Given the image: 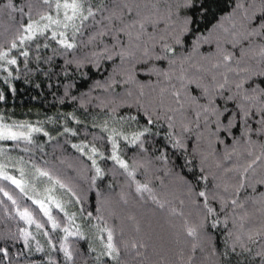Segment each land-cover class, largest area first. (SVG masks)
<instances>
[{
    "label": "snow or ice",
    "instance_id": "6c2138e0",
    "mask_svg": "<svg viewBox=\"0 0 264 264\" xmlns=\"http://www.w3.org/2000/svg\"><path fill=\"white\" fill-rule=\"evenodd\" d=\"M0 2L13 22L11 28L5 29L0 43V72L6 74L5 84L13 78L12 66L18 65L20 58L24 67H28L33 44L35 61L40 62L41 37L45 49L54 42L58 46L54 54L64 56L65 65H74L77 70L86 65L99 68L101 61L110 62L109 75L89 86V92L103 89L106 94L96 98L99 101L96 107L105 112L101 122L95 117L91 121L92 129H99L100 133L93 134V141H106L111 147L107 159L122 170L130 186L135 185V193L141 199L147 193L149 199L163 208L164 203L157 199L149 182H141L136 177L141 169L146 174L153 160L167 162L166 152L145 158L149 153L146 141L150 136L159 135L160 128L166 125V139L173 149L188 153L189 146H193V151L188 153L191 159H186L185 163L195 175L196 183L181 177L192 203L202 214L194 225L185 221L186 236L197 241L192 243L193 250L200 243H210L211 230L223 224V250L215 246L212 249V254L219 257L217 264H264V169L258 174L254 167L257 161L264 165V0ZM203 44L215 47L203 53L200 51ZM84 49L88 51L77 54ZM72 87V84L66 86L65 95ZM5 99L0 92V101ZM80 99L81 107L92 103L88 93H81ZM129 100L132 103H128ZM133 105L136 115L117 114L118 109L125 108L131 113ZM71 118L76 124H83L75 116ZM6 119L0 114V156L7 157L21 143L25 144L21 150L28 152L27 146L35 143L34 133H42L49 140L53 138L48 131L27 121L6 123ZM141 119L144 120L142 126ZM133 123L137 129L129 131ZM84 128L87 135L88 125L84 124ZM153 128H157L156 133ZM61 135L76 136L78 130L64 127ZM121 141L133 153L131 162L120 154ZM201 145L206 147L201 148ZM257 146L259 154L254 151ZM38 147L43 151L42 146ZM71 147L91 162L89 170L94 174L88 177L87 190L77 192L50 170L35 164L33 167L40 177L65 189L70 195L68 203L80 204L83 213L88 192L103 178L96 156L104 154L83 142L73 143ZM245 153L251 159L241 164L239 161ZM20 161L23 162V157ZM229 161L235 162L227 166L225 162ZM44 163L47 165L48 161ZM23 174L21 169V176ZM0 177L26 194L23 180L7 174L4 165H0ZM201 182L203 187H200ZM0 191L16 204L8 192L2 188ZM47 199L48 204L42 199L32 203L38 205L52 229L60 228L49 207L53 203L71 225L75 213L69 215L63 204L55 202L51 196ZM95 211L96 218L103 219L99 216V199ZM17 214L28 225L35 222L27 208L17 209ZM87 217L92 219V212H88ZM36 227L44 225L37 223ZM62 231L59 250L65 262L72 264L74 256L67 241L69 237H82V234L79 229L70 230V226ZM19 232L28 248L30 233L24 228ZM99 240L101 248L95 256L96 264H120L122 248L144 247L138 241L117 242L114 229L108 227L100 229ZM36 250L42 251L39 246ZM88 251L96 252V249L89 244ZM8 258L9 248L0 247V259Z\"/></svg>",
    "mask_w": 264,
    "mask_h": 264
},
{
    "label": "trees",
    "instance_id": "16d2710c",
    "mask_svg": "<svg viewBox=\"0 0 264 264\" xmlns=\"http://www.w3.org/2000/svg\"><path fill=\"white\" fill-rule=\"evenodd\" d=\"M24 2H27V0H17L18 4ZM3 12L4 16L2 18L1 14ZM12 24L13 22L8 16L6 15L5 17L3 3L0 2V43L3 41L5 29L11 28ZM39 40V55L41 59L38 64L35 61L36 49L33 44L31 46V62L28 64L27 68L24 67L23 58H20L18 65L12 66L13 78H11L7 84L4 82V76L6 74L0 72V92H3L6 97L5 101H0V114L7 117L5 120L6 123L27 121L33 126L41 127L45 131H48L53 138L49 140L48 137H44L42 133H34L33 139L35 143L27 146L29 151L23 152L21 149L25 147V144L21 143L19 148L11 150L8 153L6 160L10 162L7 163H9L10 166H14L16 163L28 165L30 167L29 169L34 168L33 164L39 168H46L65 184L70 185L77 192H80L88 189V177L94 174V172L89 170L91 162L86 161L85 158L80 156L79 152L71 147L73 143L81 144L83 142L88 148L95 146L98 148L99 152L104 154L103 156H96L97 166L103 170L104 175L102 179L97 180L96 185L88 192V198L83 204L85 209L83 213L80 212L81 205L69 204L70 195L65 189H61L58 186L59 184H55V187L58 186L61 189L58 193H53L57 197V200L65 206L69 215L75 213L74 220L71 225H69L64 214L55 208L54 203L50 205L54 218L60 224V228L56 230L52 229L51 223L47 221V217L39 210L38 205L32 203L33 198L28 193V190L25 189L26 194L21 193L10 181H5L0 177V188L8 192L13 200L16 201L14 205L12 201L8 200L7 196L4 195V192L0 191V247L9 248V258L7 260L0 259V264H67L64 260L63 253L59 250L64 236L62 229L66 226H70V230L72 231L79 229V232L82 234V237L77 236L68 238L67 245L72 250L74 256L72 264H96L95 256L101 248V242L99 240L101 228L108 227L114 229L117 242L123 241L127 236L131 240H134L130 234L129 225L124 223L127 221L126 210H131L134 213L142 215V211L156 209V212L167 214L171 219V215H175V212L178 213L181 209V212L184 213V217H187V215L190 216V224L194 225L198 223L202 218V214L198 212L196 206L191 202L190 203L194 207L193 210L196 211V213L192 212L193 210L190 211V213L186 211L184 208L186 200L184 199L182 205L180 200L174 207H167L164 204L163 208L149 199L147 193H145L144 198L141 199L135 193V185L130 186V182L127 177L122 174V170H120L113 161L107 159V156L111 153L110 145L107 144L106 141L104 143L99 140L93 141V134L99 135L100 133L99 129H92L91 121L95 117L98 123L101 122L104 119L103 113L105 112V109L96 107V104L99 103L96 98L103 97L105 93L103 89H94L89 92V86L93 85L95 81H103L105 77L109 75L112 71L110 62L101 61L99 68L86 65L77 70L74 65H65L64 56L54 54L53 50L58 47L54 42L50 43L48 49H45L43 47V38L41 37ZM214 47V44H203L200 51L207 53L214 49ZM86 51L88 50L84 49L83 51H78L77 54L83 55ZM48 57H51L50 61ZM15 69H18V71ZM69 84H72L73 87L69 89L68 94L65 95V88ZM117 91L119 92L120 90L117 89ZM81 93H88L89 97L92 98V103H85L84 106L81 107ZM73 97H76V99H73ZM128 102L132 103L131 100ZM117 114L124 117H127L129 114L136 115V108L133 105L131 113H129L126 108L118 109ZM72 116L82 121L83 124H76L71 118ZM84 124L88 125L87 135L85 134L86 130ZM143 124L144 120L141 119L140 125L142 126ZM64 127L78 130V135H61ZM136 129L137 125L133 123L129 131ZM156 131L157 128H153V133H156ZM166 132L167 126L163 125L159 130V135H153L148 138L146 146L149 148V153L145 154V158H150L152 155L159 156L161 152H166L168 158L167 162L153 160L146 174L144 170L141 169L138 171L136 177V179L141 182H149V186L154 191L165 186H168L167 189H165L168 191L175 182L184 185L181 177L192 181L193 184L196 183L195 175L189 171L190 166L185 163L186 159H191L188 153L193 151V146H189L188 153L180 149H173L171 144L167 142ZM194 144L195 141L193 140V145ZM38 146H42L43 151H41V147ZM200 147L204 148L206 145H201ZM259 151L260 149L258 147L257 153H259ZM120 154L123 158L131 162L130 158L133 156V153L124 147L123 141L120 142ZM20 157H23V162L20 161ZM249 159H247V162ZM45 161H48L47 165L44 163ZM5 162L6 161H3V163ZM233 162L235 161L225 163L227 166H231ZM259 163L260 161H257V166ZM257 166L254 167L257 168ZM73 169H82V176L74 174L72 172ZM5 171L7 174L15 176L17 179L21 177L18 171L12 172L9 168L5 169ZM196 172L198 173V168ZM29 173L33 175L30 171ZM24 180L26 181L24 182ZM23 182L28 183L29 179H23ZM200 187H203L202 182ZM250 191L249 189V192ZM97 193H99V197H97ZM109 196L115 198V203L117 204H113L114 208L112 210L108 207L109 210H107V215L110 219H108L102 207L99 216L103 219H97L96 217L98 214L95 208L98 199L100 203L105 198L108 199ZM168 196L170 197V194L165 197ZM181 196L185 197L184 194ZM29 197L32 199H29ZM161 198L163 197L160 195L157 196V199L162 202ZM188 199L192 201L190 193ZM216 207L218 208L219 205L217 204ZM25 208L29 210L35 221L31 225L22 221L17 214V209L23 211ZM173 210H175V212H173ZM251 210L250 208V211ZM88 212H92V219L87 217ZM108 212H110V215ZM258 215L257 213V216ZM221 219H223V217H221ZM178 220L181 221V219ZM182 220L187 219L183 218ZM37 223L44 225V227L37 228ZM117 224H119V227ZM140 224L143 226V219L140 221ZM20 228H24L30 233L28 248L24 246L23 237L19 232ZM141 230L143 232V228H141ZM152 231L154 230L146 233L144 235L145 237L143 236V240L145 241L143 244L145 243L147 248L145 250H140L138 248L139 255H137V250L134 251L130 247L126 250L122 248L120 264H217L219 257L212 254L213 246L219 250H223L224 247L225 233L223 231V224L217 229L211 230L210 243H200L193 251L192 249L191 251L183 249L182 245L192 244L197 241L190 237L191 243H189L186 239H183L184 236L181 234V231H178L180 236L178 243H176L173 237L175 233L168 232L171 235L169 238L173 239L176 245L171 243L165 244V239H163V241L160 236L161 246L158 249V254L153 247L152 241H159V235L153 237L151 235ZM45 232H47L48 235H45ZM104 235L106 240V233ZM141 235L143 234L140 233V236ZM49 241H51V243H49ZM149 241H151L150 245L147 244ZM89 244L96 249V252L90 253L88 251ZM37 246H39L42 251L38 252L36 250ZM160 259L167 263L159 261ZM110 264H113V262H110Z\"/></svg>",
    "mask_w": 264,
    "mask_h": 264
},
{
    "label": "rangeland",
    "instance_id": "374dc122",
    "mask_svg": "<svg viewBox=\"0 0 264 264\" xmlns=\"http://www.w3.org/2000/svg\"><path fill=\"white\" fill-rule=\"evenodd\" d=\"M1 15H2V18H3L4 12ZM5 17H6V14H5ZM9 27H11V26H9ZM254 151H255L256 154H259V153H257L258 146L254 149ZM6 158L7 157H5V156H0V165H4L5 169L9 168V170L12 171V172H17L18 171L19 176H21V169H23V173L24 174L20 178L18 177V179H22V180L26 179V178L29 179L28 183H24V187H25L26 190H28V193L33 198V199L31 198L32 200L42 199V200L45 201L46 204H48V199L47 198L49 196H51L55 202H59L57 200V197L53 194V193H58L59 191H61V189L58 187L59 186L58 184H56V185H58L57 186L58 188L55 187V185H53V183L51 181H49L46 177H40L36 173L34 168L31 167L32 169H29L30 167L28 165H20V164L16 163L14 166H10L9 163H7V162H10V161H7ZM247 159H249V157H247V154L245 153L244 157H242L240 159L239 163L245 164V163H247ZM3 161H6V162L3 163ZM256 169H257V173H259V172L262 171V169H264V165H261V162H260ZM29 171L33 175H30ZM72 172L74 174H76L77 176H82L81 173L83 174L82 169H73ZM25 181L26 180H24V182ZM167 187L168 186H165L163 188L160 187V188L156 189V191H154V193L156 194V196L160 195L161 197H163V198H161L162 202H164L165 206H167V207H169V206L174 207L175 204L178 201L183 200V199L186 200V205H185L184 208H185L186 211H188L190 213V211H192L194 207L191 204L192 201H190V199H188L189 198V193L187 192V189L185 188V186L183 184H181V183L175 182V184H173V186L168 191L165 190V189H167ZM49 189H52V191H48ZM169 194H170V197L169 196L165 197V196H167ZM182 194H184L185 197H182L181 196ZM164 197H165V199H164ZM115 201H116L115 198H113L112 196H109L108 199L105 198L104 200H102L100 202V206L102 207V209L104 210L106 215H107V210H109L108 207H110V209L112 210L114 208L113 204L117 205L115 203ZM50 205H53V204H50ZM50 205H49V207H50ZM192 212L196 213V211H194V210ZM142 213L143 214L140 215L138 213H134L131 210H126L127 221L124 222V223L129 225L130 234H131V236L133 237L134 240H131L127 236V238H124V240H123L124 242L138 241L139 243L143 244V242H145L143 240V236L146 233H149L151 230H154V231H152L151 235L153 237H155L156 235H159V239H160V236H161L162 240L165 239V241L163 240L165 242V244L171 243L173 245H176L175 242H173V239L169 238L171 235L168 232H172V233L174 232L175 233V236H173V237H174L176 243H178V241L180 240V236L178 234V231H181V234H183V236H184L183 239H186L189 243H191V239H189L190 237H187L186 233H184L185 232V230H184L185 221L189 222L190 216H188V215H187V217H184V215L181 216L180 215L181 209L178 211V213L175 212V215H171L172 216L171 219L168 217L167 214L156 212V209H147L144 212L142 211ZM108 214L110 215V212H108ZM174 217H175V220H174ZM183 218L184 219L186 218L187 220H182ZM108 219H110L109 216H108ZM142 219H143V226L140 224V221ZM178 219H181V221L178 220ZM117 225L119 227V224H117ZM140 227L143 228V232H142ZM155 231H158V232H155ZM140 233L143 234V235L140 236ZM141 238H142V240H141ZM151 241H149L147 244L150 245ZM152 243H153V247L155 248V250L159 254V250L158 249L161 246V239L159 241H157V242L152 241ZM143 245H144V247H139L138 246V248L140 250H145L147 248V245L145 243ZM182 247H183V249H186L188 251L189 250L191 251V249L193 251L192 244L182 245ZM138 248L137 249H133V250L134 251L135 250L138 251ZM159 261L167 263L166 261H164L162 259H160ZM160 264H162V263H160ZM188 264H190V263H188Z\"/></svg>",
    "mask_w": 264,
    "mask_h": 264
}]
</instances>
